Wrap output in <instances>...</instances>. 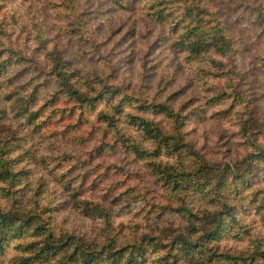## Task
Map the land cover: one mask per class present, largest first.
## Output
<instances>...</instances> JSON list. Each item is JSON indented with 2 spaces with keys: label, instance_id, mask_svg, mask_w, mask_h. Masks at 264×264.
<instances>
[{
  "label": "rangeland",
  "instance_id": "1",
  "mask_svg": "<svg viewBox=\"0 0 264 264\" xmlns=\"http://www.w3.org/2000/svg\"><path fill=\"white\" fill-rule=\"evenodd\" d=\"M260 5L264 0H0V153L21 173L12 185L0 179V213L24 215L21 229L7 227L0 264H95L90 252L122 248V256L146 237L157 243L140 264H170L172 255L178 264H199L198 249L232 254L259 241L264 250ZM191 13L224 20L232 50L196 56L176 44ZM55 58L70 79L96 74L94 87L123 99L118 134L97 118L110 109L108 98L87 107L62 94ZM130 114L162 128L170 150L180 147L156 158L162 176L126 150L120 134L148 146ZM182 170L185 180L174 181ZM234 186L239 194L227 203L238 206L244 240L232 231L226 241L204 242L199 234L214 226L212 212L227 213L216 188ZM27 215L72 242L49 260L33 258L28 248L47 232L33 235ZM76 248L87 254L74 262L68 255ZM256 257L246 264H264Z\"/></svg>",
  "mask_w": 264,
  "mask_h": 264
},
{
  "label": "trees",
  "instance_id": "2",
  "mask_svg": "<svg viewBox=\"0 0 264 264\" xmlns=\"http://www.w3.org/2000/svg\"><path fill=\"white\" fill-rule=\"evenodd\" d=\"M159 10L160 9L153 13L155 16H157L158 19L161 17V11ZM185 17L187 18V21L185 25L180 28V31L177 30L178 35L175 43L180 45L181 48L185 49L187 53L199 56L204 53L214 52L215 54L224 56L232 50L233 40L230 37L231 35L228 33L230 27L224 20L217 21L215 17H213V19L206 18V21H203L202 16H200L198 13L186 14ZM254 21L261 28V31L264 32L263 6L260 5V8L257 10V13H255ZM179 24H181V21L179 22ZM54 61L55 67L53 68V71L55 73H59V79L63 81L62 94H65V96L71 98L77 105L92 107L96 104L98 100H105V98H108L105 101L109 105L110 109L107 111H100L101 113L97 116V118H100V120L111 124V127H113V129H115L116 134H118L120 131L118 130V128L114 127L116 121L118 120L115 118V115L117 112L121 111L123 99L116 101L114 92L110 95V93L102 92L100 89L94 87V84L98 85V81L101 80L96 74H93L90 79L88 75H83L80 77H75L74 79H70V75L66 74L62 70L64 66L62 63V59L55 58ZM66 68L67 67L65 66V69ZM113 100H115V102H113ZM144 109L149 110L148 107H145ZM128 123H132L136 126L135 128L137 132L141 135V141L147 142L148 146H146L147 148L144 147V145L141 144L140 140H136L132 134H128L126 136L120 134L123 138V142L125 143L124 146L126 150L132 152L137 157L149 160L151 166L150 170H155V174H160L162 176L165 171L163 170L164 168L162 167V164H160L161 160H157L156 158L160 153H162L163 150H167L169 152H178L180 154V147L178 146L177 150H170V137L166 135L164 130L160 128L153 120H150L144 116L130 114L128 115ZM245 124H243L241 128L244 133H247L248 130ZM185 173L186 171L184 172V170L177 171V173H173L174 181H176L179 176L182 180H185ZM20 174V171L13 170V165L10 160L7 162L5 157L3 156V153H0V179L3 181L6 180L9 185H12L15 183L16 179L18 180V176ZM216 184H223L222 177H219L215 182V186L217 187ZM224 188L225 190L221 189L220 191H217L216 188L215 193L219 192V204H224V208L227 213L225 215H220L219 213L217 214L216 210L212 212L211 215L216 218V220L213 221L214 226L209 231L202 230V233L199 234V237H201L202 240L206 243L211 242L218 244L220 242L226 241L227 238L230 237L232 231H236L235 235H238L237 240H244V237H242L241 235L242 232L240 233L243 226L241 225V220L238 219L236 216L238 206L236 204L230 205L227 203L230 193H234L236 195L239 194L237 189L238 187L234 186V189L230 187ZM33 217H35V215H27L25 217V228L29 230L33 226V235H42L43 232H47L44 234V239L42 241H37L36 244L31 243L33 247L28 248V250H32L31 252L33 253V258H42L44 260H49L59 254L61 246H68L72 242V237L70 235L64 237L56 236L54 235V233H52L49 229H47L40 223H36V221H31ZM13 219L15 221L14 223ZM23 220L24 215H22L20 212L17 213L16 217L5 216L4 214L0 213V225L4 226L0 227V253L3 251L4 243L7 240V232L9 231V228L7 227L18 223L20 224L19 228L21 229L22 223L24 222ZM200 225L201 224H199V226ZM193 226L194 225L192 221V225L190 228H193ZM199 231H201L200 227L196 231H193L192 229L189 230L188 234L186 235L185 233V235L190 240L195 234H197L195 232ZM143 239L144 240L141 239L136 249H131L133 251L129 250L127 254L124 253L122 256V248L119 249L120 251H110V253H106L105 251H102L100 249L94 252H90L94 254L91 257V261L95 262V264H140V261L137 262V258H142L147 250V247L153 243H157L155 239H148L147 237ZM252 245L249 243L245 245L243 249L232 254H219L216 252L210 253L209 249H205L203 250V252H200L198 249V263L246 264L247 258L253 260L257 258L256 255H258L259 259H263L264 250L260 249L261 242L259 241L257 244L253 246ZM86 254L87 253L83 252L82 249L76 248L70 255H68V258L72 256L74 262H77L78 260H80V256ZM63 259L64 257L62 258V260ZM169 263L178 264V257L172 255V257H170Z\"/></svg>",
  "mask_w": 264,
  "mask_h": 264
}]
</instances>
